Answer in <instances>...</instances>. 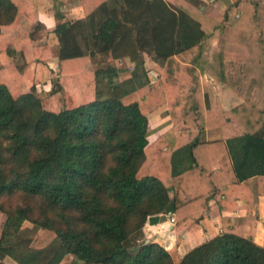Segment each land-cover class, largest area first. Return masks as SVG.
Masks as SVG:
<instances>
[{
	"label": "trees",
	"instance_id": "1",
	"mask_svg": "<svg viewBox=\"0 0 264 264\" xmlns=\"http://www.w3.org/2000/svg\"><path fill=\"white\" fill-rule=\"evenodd\" d=\"M68 1L53 0V32L59 66L75 72L82 95L47 64L37 0H0V36L12 30L0 52L59 73L41 97L18 65L7 64L9 82L0 72V264H61L69 255L81 264H264L255 239L264 0H232L221 14L203 0H80L85 16L65 18ZM122 58L133 68L118 65ZM226 89L239 100L229 108L218 97ZM165 102L173 126L150 143L148 113ZM219 191L220 207L246 200V216L224 217L220 234L186 254L144 233L160 214L174 217L176 231L199 221ZM26 220L46 236L26 235Z\"/></svg>",
	"mask_w": 264,
	"mask_h": 264
},
{
	"label": "rangeland",
	"instance_id": "2",
	"mask_svg": "<svg viewBox=\"0 0 264 264\" xmlns=\"http://www.w3.org/2000/svg\"><path fill=\"white\" fill-rule=\"evenodd\" d=\"M79 2L80 0H71L70 2L67 3V7H64L62 9L63 12L65 13L72 12L71 8L70 9L68 8V5H72L74 3L73 4L74 6H72V8L78 7L76 6V3H79ZM204 3L206 6L210 5L209 3L205 1ZM206 6L204 8L209 13L211 14L219 13L218 10L215 11L213 7L212 9H210L211 7H209V10H208V7ZM55 10L54 8L52 9V11L46 7L42 8L43 20L45 21L44 22L45 28L43 29L41 37L37 40V42H43V43L49 42V45H50L49 55L48 53H47L48 57L46 55L47 64L49 65V67H52L55 71L58 72L61 69L59 66L60 59L58 55V48H57V42H56L57 39H56L55 33L53 32V29L56 23L59 21V16ZM81 13L82 11H77V13H74V14L79 15ZM11 31L12 30L9 28L4 29L0 38L2 39V37L4 38L5 36L10 37ZM97 58H100V57H97ZM145 61H146L147 67L150 68L149 75L151 76V80L153 81L157 77V72L152 69L155 62H153L148 56H145ZM10 62H13L14 64L18 65L23 70L24 75L27 77L28 81L31 84H34V83L36 84L37 93L41 97L47 96L51 88V80L57 77L59 74V73H54L51 75L49 71L46 70L44 65L41 63H37V64L34 62L31 64L27 63V61L20 54L13 56L12 58H10V61H9V59H7V57L3 53L0 52V72L3 75V78L8 82L10 81L9 78L12 77V75L10 73H7L6 66ZM117 62H118V65L128 66L130 69L133 68L134 66V62L129 58L128 59L122 58L121 60L118 59ZM84 66L88 70H93L94 68H96V64L94 60L85 61ZM60 71H61V74L59 75L63 78L64 83L67 85L70 91L72 92L75 91L81 95L85 92V90L88 91V89L86 88H83L81 91L78 90V87H77L78 81L75 77L74 71L67 70L65 67L62 68ZM90 94H93L92 88L90 89ZM220 99H221V103L223 104V106L227 108L232 107L233 105L239 103V100H237L233 92L229 90H226L224 93H222V95L220 96ZM169 110H170L169 104L165 102L161 104L160 106H158L153 111H150L148 113V118H149L148 139L150 143H153L156 140H158L161 134H163L164 132H166L168 129H170L173 126L174 121L172 119L171 114L169 113L170 112ZM166 115H168L169 117H166ZM153 152H154V146L149 148L150 155H152ZM257 182L258 180L255 181V187L257 185ZM213 200H215L214 197L210 200V204L214 203ZM19 201H20L19 197H15V198L10 199L8 204L16 205V203H18ZM5 219H6V214L3 211H0V233H1ZM169 220H170V224L174 225L175 223L174 217L173 216L170 217L168 214L158 215L157 217L153 218L151 221L156 222V223L158 222L157 224H159L162 229H167L166 224L169 222ZM32 226L33 224L29 220H26L23 223L24 233L28 235L30 238L34 239L36 236H40V238L42 236H46V231H44L43 229L33 228ZM147 226H148V223L144 226V233L146 232ZM33 244L35 246H38V241L34 240ZM38 247H41V245H39ZM61 264H81V261H78L72 255H69L62 261Z\"/></svg>",
	"mask_w": 264,
	"mask_h": 264
},
{
	"label": "crops",
	"instance_id": "3",
	"mask_svg": "<svg viewBox=\"0 0 264 264\" xmlns=\"http://www.w3.org/2000/svg\"><path fill=\"white\" fill-rule=\"evenodd\" d=\"M203 1L210 4L208 6L205 5L206 7H208V10L209 7H211L210 9H212L213 7L215 11L218 10V12L221 14L226 11L227 7L229 6L232 0H203ZM37 3H38V13H39L38 16L40 20L43 21L44 23L45 21L43 20L42 8L46 7L51 11L54 8L55 10V7L53 5V0H37ZM67 3H65L61 7L62 14L64 15L65 18H82L85 16L84 7L81 1L79 3H76V6L78 7L72 8V6H74L73 5L74 3L72 5H68V8L69 9L71 8L72 12L65 13L63 12L62 9L64 7H67ZM77 11H82V13L79 15L74 14L77 13ZM204 78L209 79L207 73L205 74ZM226 90L218 93V97L220 98L222 93H224ZM166 117L169 116L166 115ZM217 194L219 195L216 196L217 198L214 197L215 198V200H213L214 203L210 204L209 214L201 218L199 221L190 223L188 226L184 227L179 231L174 230V225L170 224V220L166 224L167 229H162L161 226L157 224L158 222L156 223L150 221L148 222V226L146 228V232H145L146 235L148 237H153L154 239H157L159 242L162 243L165 242V244H167L168 247L176 245L178 254L184 255L195 246L205 242L206 240L211 239L217 234H220L223 231L224 217L232 216L234 217V219H237L238 222H242L241 221L242 218H244V216H246L248 212V204L246 200L239 199L237 201V204L234 207H232L231 210H229L220 207L219 202L221 200L222 194L220 191ZM256 199L259 204L260 217L257 223L255 239L256 242L263 245L264 244V194H257L256 192ZM160 215H165V214H160ZM157 227L159 228V230ZM4 262L5 264H16V262L11 257H6L4 259Z\"/></svg>",
	"mask_w": 264,
	"mask_h": 264
}]
</instances>
